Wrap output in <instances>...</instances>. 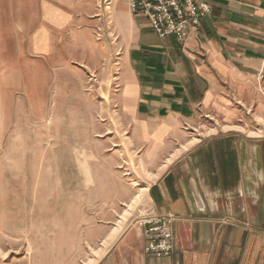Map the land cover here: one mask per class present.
Instances as JSON below:
<instances>
[{
    "label": "rangeland",
    "instance_id": "obj_1",
    "mask_svg": "<svg viewBox=\"0 0 264 264\" xmlns=\"http://www.w3.org/2000/svg\"><path fill=\"white\" fill-rule=\"evenodd\" d=\"M94 1L86 22L85 0H0V264H92L147 209L162 169L120 95L128 1ZM46 8L79 17L56 29ZM41 28L48 50L34 47ZM245 111L243 121L203 117L188 131L264 135V106Z\"/></svg>",
    "mask_w": 264,
    "mask_h": 264
},
{
    "label": "crops",
    "instance_id": "obj_2",
    "mask_svg": "<svg viewBox=\"0 0 264 264\" xmlns=\"http://www.w3.org/2000/svg\"><path fill=\"white\" fill-rule=\"evenodd\" d=\"M85 1L79 15L89 22L95 1ZM203 1L210 13L183 42L159 38L126 3L119 9L129 24L120 95L138 139L162 165L147 185L146 207L177 218L169 256L145 254L146 239L134 224L92 264H264V135L224 129L193 137L188 131L203 117L230 124L264 106V0ZM74 2L64 0L70 7ZM79 15L46 8L45 19L59 29ZM33 40L38 50L51 46L46 28Z\"/></svg>",
    "mask_w": 264,
    "mask_h": 264
},
{
    "label": "built area",
    "instance_id": "obj_3",
    "mask_svg": "<svg viewBox=\"0 0 264 264\" xmlns=\"http://www.w3.org/2000/svg\"><path fill=\"white\" fill-rule=\"evenodd\" d=\"M132 16L146 19L159 38L174 37L183 42L198 28L200 20L210 13V6L203 0H127ZM172 213H158L147 208L136 220L146 239L144 252L163 258L173 249L172 224L176 219Z\"/></svg>",
    "mask_w": 264,
    "mask_h": 264
}]
</instances>
